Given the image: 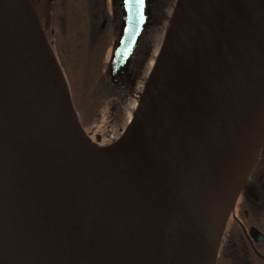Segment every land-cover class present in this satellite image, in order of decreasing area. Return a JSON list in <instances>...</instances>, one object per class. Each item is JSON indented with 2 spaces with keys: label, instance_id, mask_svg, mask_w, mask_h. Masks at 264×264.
Returning <instances> with one entry per match:
<instances>
[{
  "label": "water",
  "instance_id": "95a60500",
  "mask_svg": "<svg viewBox=\"0 0 264 264\" xmlns=\"http://www.w3.org/2000/svg\"><path fill=\"white\" fill-rule=\"evenodd\" d=\"M30 2L40 46L0 0V160L20 149L24 166L18 205L0 207V264H216L229 216L218 231L216 207L244 174L236 201L264 144V0H175L138 104L107 144L83 128L48 43L52 4L41 26ZM148 2L119 0L112 85Z\"/></svg>",
  "mask_w": 264,
  "mask_h": 264
},
{
  "label": "trees",
  "instance_id": "16d2710c",
  "mask_svg": "<svg viewBox=\"0 0 264 264\" xmlns=\"http://www.w3.org/2000/svg\"><path fill=\"white\" fill-rule=\"evenodd\" d=\"M116 9L115 14L111 15L105 0L52 1L50 30L46 37L66 81L76 113L88 135L99 124L102 112L107 107L110 116L108 126L116 128L120 125L116 128L118 130L125 123L121 111L126 92L122 88L123 81L112 85L108 73L109 59L121 22L117 0ZM145 57L135 64L131 62L130 68L134 74L143 70ZM106 124L103 127H108ZM262 157L264 144L247 178L255 186V199L248 193L240 195L237 205L244 212L239 215L242 224L228 218L219 245L217 264H264V240L252 246L243 230L253 225L264 234Z\"/></svg>",
  "mask_w": 264,
  "mask_h": 264
},
{
  "label": "rangeland",
  "instance_id": "374dc122",
  "mask_svg": "<svg viewBox=\"0 0 264 264\" xmlns=\"http://www.w3.org/2000/svg\"><path fill=\"white\" fill-rule=\"evenodd\" d=\"M52 1L53 0H32L35 11L40 20L41 26H42L43 14L45 10L48 8V6L52 4ZM152 1L153 3L151 4L150 7L151 17L148 22L149 24L148 23L146 24L147 27H145V31L143 30L144 32L141 34L139 43L130 57L131 62L135 64L137 61H143V58L146 56L144 59L143 70L137 71L134 74L133 69L131 70V68L129 67L128 71L131 70V72H128L126 78L122 80L123 81L122 88H125L126 91L123 102L121 103V111L122 114L125 116L124 127H122L123 129L130 120L138 104V101L145 87L147 78L149 76L150 70L152 68V65L154 64V60L163 41L164 34L168 29L170 18L173 14L175 0H152ZM105 3L108 12L111 15H114L115 12L117 11L116 0H105ZM120 17H121V12H120ZM102 24L104 25L105 21H103ZM131 62H130V66H132ZM108 112H109V107L104 109V111L102 112V116L100 117L99 124H96L94 126L95 128H93L92 133H89V136L93 140L98 138L100 144H107L111 142L112 140L117 138V136L123 130L122 128L116 130V128L120 125H118L116 128L115 127L111 128V125L108 126L109 123L107 121H109L108 119L110 117ZM104 123L105 124L107 123L106 125L108 127H103V125H105ZM246 181L244 185L246 184ZM235 204L229 216L234 212Z\"/></svg>",
  "mask_w": 264,
  "mask_h": 264
},
{
  "label": "bare ground",
  "instance_id": "6f19581e",
  "mask_svg": "<svg viewBox=\"0 0 264 264\" xmlns=\"http://www.w3.org/2000/svg\"><path fill=\"white\" fill-rule=\"evenodd\" d=\"M4 8L19 31L33 44L40 46L38 38L41 36V31L30 0H5ZM22 155L23 152L19 149L9 152L0 160V207L5 211L16 208L22 194L21 186L24 177ZM243 176L244 174L216 207L214 225L218 231H221L232 209Z\"/></svg>",
  "mask_w": 264,
  "mask_h": 264
},
{
  "label": "flooded vegetation",
  "instance_id": "af4514ba",
  "mask_svg": "<svg viewBox=\"0 0 264 264\" xmlns=\"http://www.w3.org/2000/svg\"><path fill=\"white\" fill-rule=\"evenodd\" d=\"M117 3H118V7H119V0H117ZM153 3V1L152 0H149V2H148V4H147V7L150 9V15H151V4ZM120 9V8H119ZM121 12V11H120ZM149 24V23H148ZM145 27H147V26H145ZM144 31H145V28H144ZM143 31V32H144ZM142 32V33H143ZM130 62H131V59H130ZM129 67H130V64H129ZM261 160H262V163H261V165L262 166H264V157L263 158H261ZM254 188H255V186H254V184H253V182H251V181H249L248 182V179H247V181H246V184L244 185V187L242 188V190L240 191V193H239V196L237 197V199H236V204H235V207H234V212L229 216V219L230 218H232L233 220H236V222L238 221V222H240L241 224H242V220L240 219L241 217H239V215H240V213L241 214H243L244 212H241L240 211V209H239V207H238V205H237V202H238V199H239V197H240V195L242 194V193H248L249 195H251L252 196V198L253 199H255V196H254V194H253V191H254ZM251 228H254L255 230H257L261 235H262V240H255L252 236H251V234H250V229ZM245 232V236H246V239H247V241L253 246V245H255L256 243H261L263 240H264V234L257 228V227H255V226H253V225H251V226H249L248 228H244L243 229ZM218 257V256H217ZM216 264H217V262H216Z\"/></svg>",
  "mask_w": 264,
  "mask_h": 264
},
{
  "label": "snow or ice",
  "instance_id": "6c2138e0",
  "mask_svg": "<svg viewBox=\"0 0 264 264\" xmlns=\"http://www.w3.org/2000/svg\"><path fill=\"white\" fill-rule=\"evenodd\" d=\"M145 0H124L125 5L139 4L143 5Z\"/></svg>",
  "mask_w": 264,
  "mask_h": 264
}]
</instances>
